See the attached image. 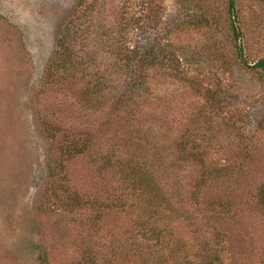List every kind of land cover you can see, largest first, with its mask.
I'll use <instances>...</instances> for the list:
<instances>
[{"label": "rangeland", "instance_id": "1", "mask_svg": "<svg viewBox=\"0 0 264 264\" xmlns=\"http://www.w3.org/2000/svg\"><path fill=\"white\" fill-rule=\"evenodd\" d=\"M234 2L238 39L228 0H0V264H77L84 247L109 264L118 250L111 211L61 207L52 193L70 180L102 198L114 184L124 202L130 186L90 154L49 176L41 121L89 133L95 155L120 163L127 140L141 144L162 195L150 216L167 237L182 251L216 245L220 264H264V0ZM64 28L82 60L61 52L65 81L45 83ZM123 44L145 48L144 65L121 60Z\"/></svg>", "mask_w": 264, "mask_h": 264}, {"label": "trees", "instance_id": "2", "mask_svg": "<svg viewBox=\"0 0 264 264\" xmlns=\"http://www.w3.org/2000/svg\"><path fill=\"white\" fill-rule=\"evenodd\" d=\"M91 6L89 4L88 9ZM227 8L231 32L234 35V39H238L242 36V32L234 25L236 16L238 15L235 10L234 0H228ZM65 35L66 29L64 28L55 41V52L50 62H48L44 75L45 83L62 84L65 81V71L69 70L72 59L68 57L65 59L61 58V52L65 51L75 59L82 60L76 55L74 48L66 44ZM242 50L241 46H237L238 55L242 54ZM118 51L123 55L121 60H124L126 63L134 55L135 57L139 56L138 59L141 66L145 63L140 59V57H145L143 54L145 48L141 49L140 46L128 48L123 44L119 46ZM130 53L133 55L131 54L130 56ZM87 64H83V66ZM151 64L158 68L160 63L158 66L153 63ZM75 65L78 67V64ZM254 66L264 69V59L255 62ZM83 69L84 67L79 68V70ZM85 75H87V83H91L86 86L96 85L97 82L92 81V79L95 80L92 71L89 70ZM133 81L136 83V77H134ZM99 83V88L108 85V83H103V81L101 84ZM41 123H43L45 136L52 141L47 156L49 176L56 178V176L61 175L64 177V167L66 164H71L77 161V159L80 160V158L84 159L90 154L92 157L98 156L101 159L103 164L100 167L102 169L99 170V173L102 176H105L106 171H112L115 174V182H121L123 186H130V196L128 194L129 198L124 202L121 201V196L119 195L110 197L114 184L111 188L104 190L103 197L105 198H101L100 193L96 190L77 189L70 180L58 182V186L55 188L57 189L56 192L52 193V199L59 202L61 207L64 206L74 210L92 205L97 210V215L101 216L108 211L112 212L111 222L108 219L105 224L110 223L111 229L118 228L123 232L119 235L118 250L110 257L109 264H194L196 261H200L201 264H216L217 261L219 262L218 264L221 263V256L218 254L216 245L201 246L202 249H198L197 251L194 247L182 251L180 239L178 238L177 240V237L172 235L167 237L162 232L163 228L154 222L153 219L158 217V207L162 203V195L157 185L159 181H153L146 167L147 157L141 144L133 145L132 143L131 145L127 140L126 145L123 147V155L127 158L120 163L119 160H113V156L108 152L103 153L99 151L96 153L99 155H95L96 144L89 133L61 132L57 125L50 126L47 124V121H41ZM212 174L213 172L201 173V177L202 179H206ZM130 197L133 199L131 200ZM258 198L261 207L264 209V189L260 190ZM123 214L131 215L126 228H122L119 223L121 218L124 219ZM150 214L154 218L151 219ZM214 237L216 238L215 235ZM80 254L81 257L78 260H74V262H80L77 264H97L95 256H93L94 254L86 247L80 251ZM39 257L42 264H47L42 256Z\"/></svg>", "mask_w": 264, "mask_h": 264}]
</instances>
